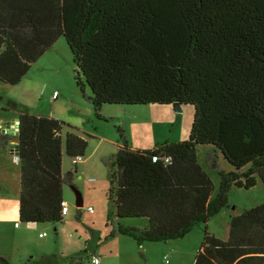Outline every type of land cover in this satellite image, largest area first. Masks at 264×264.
I'll return each mask as SVG.
<instances>
[{"label": "trees", "instance_id": "trees-1", "mask_svg": "<svg viewBox=\"0 0 264 264\" xmlns=\"http://www.w3.org/2000/svg\"><path fill=\"white\" fill-rule=\"evenodd\" d=\"M58 38L96 117L106 104L192 108L187 138L151 149L130 147L116 127L106 197L117 219L145 224L118 223L114 233L140 245L204 224L193 264H264V202L229 215L225 239L206 227L231 188L264 187V0H0V83L18 84ZM18 119V221L60 223L73 176L62 157L83 156L87 142L62 137L55 118ZM7 140L0 135V147ZM203 146L216 189L197 159ZM0 264L10 263L0 255Z\"/></svg>", "mask_w": 264, "mask_h": 264}, {"label": "rangeland", "instance_id": "rangeland-1", "mask_svg": "<svg viewBox=\"0 0 264 264\" xmlns=\"http://www.w3.org/2000/svg\"><path fill=\"white\" fill-rule=\"evenodd\" d=\"M46 52L43 69L36 66L29 72L35 80L32 90L26 91L23 82L20 86L0 83V117L11 115L13 104L17 103L24 113L40 112L62 121L65 124L62 137L66 132H74L84 137L87 147L83 160L75 164V170L72 158L62 157V173L73 174L71 183L62 186L63 200L68 209L62 222L28 225L16 219L21 227L17 245L8 248L14 237L12 234L0 235L9 256V260L5 257L7 261L10 264H92L91 258L97 257V264H193L204 224L194 226L183 238L139 245L128 236L114 233V229L118 223L142 227L145 220L117 219L106 197L110 186L108 164L120 141L116 127L123 130L130 147L147 150L162 142L185 140L191 125L192 108L185 105L176 111L173 104H106L100 110L101 118H98L75 85L74 65L65 40L58 38ZM53 92L57 99L52 98ZM5 151L0 147L1 161L6 162L2 167L6 174L8 169L11 179L13 170L18 169L9 166L11 156ZM205 151V146L198 147L197 159L207 171ZM207 173L216 189L217 175L211 171ZM78 195L82 204L77 208ZM227 201L228 207L206 223L207 230L220 239L226 237L229 215L239 214L264 202V187L258 180L249 190L231 188ZM87 207L92 211L88 212ZM42 233L45 236L40 237Z\"/></svg>", "mask_w": 264, "mask_h": 264}, {"label": "crops", "instance_id": "crops-1", "mask_svg": "<svg viewBox=\"0 0 264 264\" xmlns=\"http://www.w3.org/2000/svg\"><path fill=\"white\" fill-rule=\"evenodd\" d=\"M48 52H45L34 63H32L29 71L20 80L17 86H20V84H22L23 82V87L26 89V91L27 89L28 91H30L34 88L33 84L35 80L34 78L30 77L29 72L31 71L32 68L36 66H37V69H43V66L46 64L45 61H43L44 60L43 58L46 53L48 54ZM54 93L55 92H53L52 94ZM53 99H57V97ZM13 105H14L13 106L14 109L12 110L11 115L5 116L8 119H17L20 114L24 113L22 112L23 110H20L18 108L17 103H14ZM2 109L4 110L5 108L2 107ZM32 114L46 116L45 114H40V112H33ZM5 117L4 118L0 117V124H2L3 121L6 119ZM10 145H11L10 143H7V145L3 147L4 150L5 149L7 150L5 152H8V154L11 156L10 162L8 164L9 166L17 167L18 170H15V171L13 170V173H11V179H10V176L8 175V169H7V174H6V171H4L5 170L4 167H2V166H6L5 164L6 162L4 160V163H2L1 161L2 157H0V235L5 236V235L12 234L11 237H14V238L11 239L12 242H10V245L8 246V248H11V247L14 248L17 245V242H16L17 237L20 236V230H21L20 225H18L17 222H15V220L18 219L17 210H18V194H19V167H18V163L15 158V154H13L9 149ZM82 160H83V157H82ZM63 202L65 203L64 200ZM67 213H68V209H67ZM66 214L63 216H66ZM15 224H17V226H15ZM8 237L10 238V236ZM0 255L6 257L9 260L8 258L9 256H7V250L4 249V246L2 245L1 241H0Z\"/></svg>", "mask_w": 264, "mask_h": 264}, {"label": "water", "instance_id": "water-1", "mask_svg": "<svg viewBox=\"0 0 264 264\" xmlns=\"http://www.w3.org/2000/svg\"><path fill=\"white\" fill-rule=\"evenodd\" d=\"M176 111H180V105L179 104H173ZM18 128H19V119H8L6 118L2 124H0V135H6L8 136L7 143H10L9 146L10 151L13 154L18 153V146H17V134H18ZM82 201L80 199V196L78 195L77 201H76V207L81 206Z\"/></svg>", "mask_w": 264, "mask_h": 264}, {"label": "built area", "instance_id": "built-area-1", "mask_svg": "<svg viewBox=\"0 0 264 264\" xmlns=\"http://www.w3.org/2000/svg\"><path fill=\"white\" fill-rule=\"evenodd\" d=\"M57 97V94L54 93L52 98H56ZM73 160V164H76L78 162H81L82 161V156H76L75 158L72 159ZM87 211L88 212H91V208L90 207H87ZM67 213V207H66V204L64 202L61 203V214L62 215H65ZM15 226H17V224H15ZM45 236V233H42L40 234V237H43ZM91 263L92 264H97L98 263V258L97 257H92L91 258Z\"/></svg>", "mask_w": 264, "mask_h": 264}]
</instances>
